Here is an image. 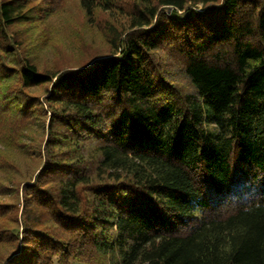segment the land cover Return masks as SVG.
Here are the masks:
<instances>
[{
    "label": "trees",
    "instance_id": "16d2710c",
    "mask_svg": "<svg viewBox=\"0 0 264 264\" xmlns=\"http://www.w3.org/2000/svg\"><path fill=\"white\" fill-rule=\"evenodd\" d=\"M74 263L264 264V0H0V264Z\"/></svg>",
    "mask_w": 264,
    "mask_h": 264
},
{
    "label": "rangeland",
    "instance_id": "374dc122",
    "mask_svg": "<svg viewBox=\"0 0 264 264\" xmlns=\"http://www.w3.org/2000/svg\"><path fill=\"white\" fill-rule=\"evenodd\" d=\"M51 56H52L51 52H44V53H41V57L39 60L49 61ZM74 264H79V263H74Z\"/></svg>",
    "mask_w": 264,
    "mask_h": 264
}]
</instances>
